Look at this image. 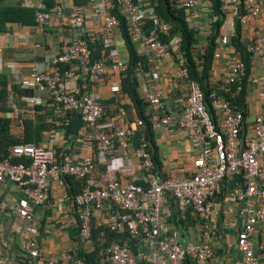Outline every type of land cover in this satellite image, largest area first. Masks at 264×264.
Wrapping results in <instances>:
<instances>
[{"label": "built area", "instance_id": "obj_1", "mask_svg": "<svg viewBox=\"0 0 264 264\" xmlns=\"http://www.w3.org/2000/svg\"><path fill=\"white\" fill-rule=\"evenodd\" d=\"M176 8L192 11L201 9L209 15L211 8L206 0H171ZM120 14L124 16L127 30L138 45V52L156 60L171 56V45L159 40L151 32L147 35L144 27L147 21L166 32L153 7L144 0H116ZM207 4V2H206ZM224 11L237 14V0H222ZM245 16L256 17L262 10V0H243ZM34 8L37 26L42 27L53 15L66 14V34L53 53L47 54L33 72L19 78L16 85L24 90L41 88L49 95L50 105L58 113H77L85 128V138L94 152L79 162L67 158L58 159L53 149L33 143L17 144L10 148V155L0 160V183L11 184L23 190L24 195L14 206V214L29 225L34 219V208L49 200L50 181L73 177L81 182V190L73 197L79 209V242L85 244L92 240L95 227L107 226L110 230L121 232L128 229L134 241L144 242L147 250L133 255L130 246L117 242L106 249L110 264H185L190 257L196 264H204L213 249L208 235L195 246H183L180 232L170 230L163 216L165 203L170 200L179 210L192 209L202 218H209L215 199L225 189V182L233 178L234 183L229 196L238 205L239 231L237 242L241 254V264H262L255 254L251 234L254 227L264 222V77L252 79L251 83L260 86V106L262 115L255 116L245 128L244 114L230 100L218 99L211 94L212 106L222 116V123L215 127L204 103V96L198 83L189 76L181 55L177 60L176 78L187 86V98L175 99L180 109H172L165 100L163 92L148 85L150 73L142 64L134 68V76L139 90L148 104L147 115L153 131L161 128H176L183 131L197 155L192 161L188 175L180 178H161L152 173V161L147 145L142 138L136 148L128 151L135 126H117L114 121H101L104 115L102 101L90 90L83 93L76 87V81L90 85L98 82L108 70L117 76L110 84L113 94L121 93V75L127 70V60L120 58L115 45L116 36H121L118 18L112 14V0H90L87 6L72 5L65 8L57 1L47 9L43 2H24ZM98 22L101 29V42L105 55L91 60L89 42L92 38L86 23ZM197 43L195 51L203 54L206 46ZM199 37V35H198ZM178 39V38H177ZM249 50L264 53V27L256 32ZM9 69L18 74L15 65H5L0 59V69ZM244 65L239 60L225 63L224 83L227 86L238 83L232 96L241 90V77ZM73 81V82H72ZM75 81V83H74ZM72 83L74 85L72 86ZM24 105L38 106L40 98L33 95L18 96ZM15 95L9 90L7 105L11 109L8 118L19 117L15 108ZM60 124L59 121L55 122ZM136 163H132L131 158ZM23 161L13 163L12 159ZM103 168V169H102ZM4 207V203L0 204ZM106 212L104 223H95V216ZM97 224V225H96ZM23 249L33 258L41 257L44 264H86L76 258V252H62L43 257L37 242L33 239L31 225L26 228ZM3 252L0 249V264Z\"/></svg>", "mask_w": 264, "mask_h": 264}, {"label": "crops", "instance_id": "obj_2", "mask_svg": "<svg viewBox=\"0 0 264 264\" xmlns=\"http://www.w3.org/2000/svg\"><path fill=\"white\" fill-rule=\"evenodd\" d=\"M9 1L24 5L26 0ZM57 1L63 2L66 9L75 5V0H54V3ZM144 1L147 2V0ZM31 2L39 3L44 2V0H31ZM262 2L260 14L256 17H248L246 23L242 24V41L248 48L255 38L256 32L264 27V0ZM205 5L209 8L208 3L205 2ZM186 14L188 23L198 31L199 44H203L205 36L210 32L211 18L199 8L186 11ZM225 15V22L220 28L217 46L218 57L212 65L210 82L213 84L224 83L225 63L236 60L233 55L234 50L229 44L233 34V17L229 11H225ZM65 23L66 14L62 13L51 16L42 27L8 24L6 30L0 32V59L5 65H15L18 72V74H14L5 67L0 69V74L7 77L10 91L19 78L30 75L47 54H51L57 49L66 34ZM86 26L89 28L93 39L101 37L98 22L88 21ZM114 42L120 58L127 60V52L121 36H116ZM169 43L171 56L168 59L156 60L143 53L147 57V71L150 73L147 83L163 92L164 100L169 107L180 109L181 105L174 104V101L175 99L185 100L188 90L186 84L176 78L177 60L180 55L179 40L174 37ZM252 55L251 74L249 76L251 79H249L261 80L264 77V53H252ZM115 76H117L115 71L108 70L107 74L98 82L91 84L89 90L102 101L105 109L103 115L105 121H114L117 126L130 125L134 127L137 117L130 99L124 93L113 94L110 91V84ZM76 87L86 89L87 86L83 82L76 81ZM245 91L244 126L246 128L253 118L262 115L263 111L260 106L259 84L248 81ZM31 92L28 95L40 98L41 105H24L13 92L15 95L14 109H17L20 118V121L14 120L11 124L13 135L22 137L24 126L21 120H32L37 125L45 124L47 126L35 144L53 149L58 159L67 158L75 163L81 161L83 157L91 155L93 149L84 136V126L78 128L76 123H73L70 131L69 124L72 118L53 109L47 91L35 88ZM140 94L142 95L141 92ZM35 107H40V109L36 110ZM8 113L5 114L6 117H8ZM0 115L2 114L0 113ZM56 121H59L60 124H56ZM216 121L219 127L222 123V116L218 110H216ZM154 132V141L162 162L161 171L165 178H180L188 175L192 168V161L197 155V150L193 149L186 134L176 128H161ZM131 149L130 146L128 151H132ZM131 160L132 163H136L135 158L132 157ZM261 163L264 164V158ZM233 183L232 177L226 180L225 189L215 199L211 215L207 219L202 218L190 208L179 211L170 200L165 203L164 221L170 230L180 232V243L183 246H195L203 240L205 235H208L213 252L204 264H241V254L237 242V233L240 229L238 205L229 196ZM49 188V200L34 208V219L30 224L33 229L32 237L37 242L41 255L48 257L62 252H78L80 250L89 253L96 247L100 249L104 240L102 237H93L91 241L83 245L79 242V209L73 201L74 195L80 189L79 181L71 178L50 181ZM23 195V190L18 187L0 183V204L4 203V207H0V249L3 252L1 264H44L41 257L29 256L22 246L26 236V228L30 225L14 214L13 210L17 200ZM106 215V212H103L101 215L95 216V223H104ZM251 239L255 254L264 264V222H260L254 227ZM129 245L133 255H139L147 250L144 242L132 241ZM101 249L104 251V248ZM103 251H99V260L92 264H110L108 256H101L102 253L105 254L106 252V250ZM185 264L196 263L187 257Z\"/></svg>", "mask_w": 264, "mask_h": 264}, {"label": "trees", "instance_id": "obj_3", "mask_svg": "<svg viewBox=\"0 0 264 264\" xmlns=\"http://www.w3.org/2000/svg\"><path fill=\"white\" fill-rule=\"evenodd\" d=\"M89 2L90 0H75V5L85 7ZM112 2L114 3L112 14L118 18L120 35L127 52L128 65L127 70L121 75V93H124L130 99L138 123L130 145L132 148H136L139 145L140 140L143 138L147 145V151L151 156L153 165L151 172L157 173L161 178H165L161 171L162 162L154 141L155 132L151 128L149 116L147 115L148 104L140 94L138 81L134 76V68L137 64L140 63L146 70L148 69V60L145 55L138 52L137 44L132 40L128 33L126 20L124 16L120 14L116 0H112ZM147 2L153 7L155 14L161 23L167 26V31L159 32V28L156 27L153 22L147 21V24L144 27L145 33L149 35L153 32L158 35L159 40L165 43H169L174 37L178 38L179 53L184 59L190 78L198 83L200 90L203 93L204 103L215 127H218L216 121V109L212 106V99L210 98L211 94H215L218 99L230 100L231 103L245 115V87L246 84H248V81H251L249 76L251 74V61L253 55L248 46L242 41L241 20L246 14L243 0H237V14L233 17V34L229 40V44L234 50L233 55L236 57V60L241 61L244 65V74L241 77L240 82L242 88L235 96H232V92L236 90L238 83L227 86L222 82L219 84H213L210 82L212 65L214 60L218 57L217 46L220 38V28L224 24L226 17L222 0H206L211 8L209 17L211 18L212 23L210 32L206 38V46L203 54H199L195 51V46L199 40L198 31L188 23L187 14L184 9L176 8L171 0H147ZM43 3L46 5L47 9H49L53 7L54 0H44ZM8 24H17L23 27L37 26L34 8L24 6L21 3H12L9 0H0V32H4L6 30V25ZM89 46L92 52L91 60L94 61L101 59L105 55V50L102 47L100 38H95L90 41ZM90 86L91 84H88L86 89H81V86L79 88L80 92L83 93L84 91L89 90ZM11 89L16 96L32 93L31 90L21 89L17 85H14ZM8 92L7 77L0 74V113L2 114L0 115V160L10 155V148L14 145L37 143L41 132L47 128L45 124L37 125L32 120L22 119L21 122L24 126L23 135L22 137H15L11 132V124L14 120L16 121L18 119V121H20V118L18 117L11 120L5 116V114L11 110L7 105ZM35 109L39 110L40 107H35ZM67 115L72 118L69 124L70 131L73 123H76V127L78 126V128L83 126L80 116L77 113H66V116ZM101 121H105V118L103 117ZM21 161L23 160L18 158L12 159L13 163ZM67 178L77 180L73 177ZM79 183L80 192L81 182L79 181ZM92 234V237L94 238L97 236L104 238L101 244V248H104V251L114 242L130 246L129 244L134 241L128 229L116 232L110 230L107 226H100L96 228L94 227ZM101 248L99 249L96 247L89 253L80 250L76 252L75 255L76 258L83 260L86 264H92L99 260V251H103ZM101 256L106 257L108 254L105 252V254L102 253Z\"/></svg>", "mask_w": 264, "mask_h": 264}]
</instances>
